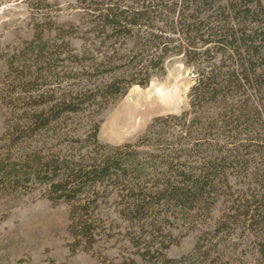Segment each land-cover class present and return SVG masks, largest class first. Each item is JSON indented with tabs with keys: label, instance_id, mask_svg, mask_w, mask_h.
Instances as JSON below:
<instances>
[{
	"label": "trees",
	"instance_id": "trees-1",
	"mask_svg": "<svg viewBox=\"0 0 264 264\" xmlns=\"http://www.w3.org/2000/svg\"><path fill=\"white\" fill-rule=\"evenodd\" d=\"M79 10L34 75L56 86L29 95L2 149H31L0 157V188L66 202L73 252L112 237L103 209L115 197L123 264H225L219 240L264 219V0H79ZM174 60L192 75L189 109L134 142L101 144L98 116ZM221 198L227 210L209 224ZM177 228L198 235L174 260Z\"/></svg>",
	"mask_w": 264,
	"mask_h": 264
},
{
	"label": "rangeland",
	"instance_id": "rangeland-1",
	"mask_svg": "<svg viewBox=\"0 0 264 264\" xmlns=\"http://www.w3.org/2000/svg\"><path fill=\"white\" fill-rule=\"evenodd\" d=\"M79 11V0H0L1 158L17 161L30 151L31 143L25 141L11 147L10 151L2 148L8 146L14 123L32 104L29 95L44 85V88L51 83L52 87L56 86L57 76L44 78L47 82L34 78L39 67L47 63L44 62L47 54L54 53L56 48L52 46L61 44L60 27L75 24ZM71 45L78 49L81 42L72 38ZM192 84L189 70L178 60L172 61L165 76L147 87H132L98 116L99 142L110 147L122 146L136 141L155 118L180 115L189 109L188 93ZM160 89L163 94L167 93L164 94L168 95L165 96L167 101L140 124L136 126V119L132 120L134 123L119 120L140 93L153 99ZM118 202V198L111 197L109 205L103 209V213L109 212L111 220L115 219L112 237L107 242L97 243L91 252L81 249L73 252L70 206L66 202L48 200L39 190L3 191L0 188V264H123V255H127L123 247V222L114 210ZM226 203L221 198L215 204L207 219L209 224L222 217L227 210ZM257 220L251 226L233 228L219 240L224 244L221 254L225 264H264V219L258 217ZM182 229L172 230L173 244L166 252L170 259L179 260L195 247L198 233H186Z\"/></svg>",
	"mask_w": 264,
	"mask_h": 264
},
{
	"label": "bare ground",
	"instance_id": "bare-ground-1",
	"mask_svg": "<svg viewBox=\"0 0 264 264\" xmlns=\"http://www.w3.org/2000/svg\"><path fill=\"white\" fill-rule=\"evenodd\" d=\"M164 94L167 93L164 92ZM164 94L161 92L160 89L155 92V97L153 96L154 98L152 99L150 96L140 93V97L138 98V100L127 106V108H125L124 112L121 113L119 120L124 123H131L133 119H136L137 126V123L140 124L143 120H145V118H147L150 114H152L159 107H161L162 102L167 101L166 97L168 95Z\"/></svg>",
	"mask_w": 264,
	"mask_h": 264
}]
</instances>
